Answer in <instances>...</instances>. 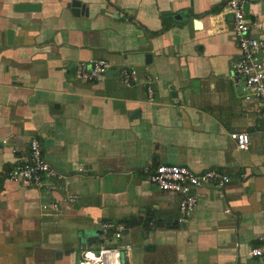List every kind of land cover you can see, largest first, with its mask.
<instances>
[{
  "label": "crops",
  "instance_id": "1",
  "mask_svg": "<svg viewBox=\"0 0 264 264\" xmlns=\"http://www.w3.org/2000/svg\"><path fill=\"white\" fill-rule=\"evenodd\" d=\"M225 1L0 0V264H75L81 250L112 244L105 223L123 225L125 264H264L249 256L264 239V109L245 112L230 80L239 55ZM26 4L38 8L15 10ZM244 9L264 39V0ZM97 59L113 74L74 80L77 64ZM122 68L137 71L134 85L121 84ZM233 132L249 135L247 151ZM33 139L65 185L2 179ZM158 165L216 169L230 182L223 196L195 190L180 223V197L140 173ZM47 203L57 211L43 214Z\"/></svg>",
  "mask_w": 264,
  "mask_h": 264
},
{
  "label": "built area",
  "instance_id": "2",
  "mask_svg": "<svg viewBox=\"0 0 264 264\" xmlns=\"http://www.w3.org/2000/svg\"><path fill=\"white\" fill-rule=\"evenodd\" d=\"M245 1L253 0L225 1V7L232 19L239 55L231 66L230 80L238 87L239 101L243 110L260 113L264 109V39L251 35V24L246 18L244 9ZM108 70L109 63L106 60H89L87 63L76 65L73 77L75 81L81 83H94L103 78ZM118 78L124 87H130L135 84L137 71L132 68H122L118 71ZM146 83L147 95L152 98L151 81L148 80ZM228 137L238 151L248 150L250 137L246 132H233ZM140 173L157 190L180 197L178 204V222L180 223H185L195 209L197 204L195 190L214 187L220 190V195L223 196L222 191L230 182L228 175L219 170L207 169L194 172L179 165L146 166ZM2 179L23 188L47 187L52 191L57 189L54 182L65 185L67 176L49 165L41 145L33 139L28 143V158L10 169ZM67 200L74 203L76 197L68 196ZM57 209L56 203L41 205V211L46 215L56 212ZM102 227L110 233L112 244L102 245L94 250L88 248L81 250L80 264H125V259L130 256L132 247L119 243L123 225L105 223ZM249 256L257 259L264 258V239L258 246L249 250Z\"/></svg>",
  "mask_w": 264,
  "mask_h": 264
},
{
  "label": "water",
  "instance_id": "3",
  "mask_svg": "<svg viewBox=\"0 0 264 264\" xmlns=\"http://www.w3.org/2000/svg\"><path fill=\"white\" fill-rule=\"evenodd\" d=\"M69 7L71 8V12L73 15L78 16L82 14V9L83 6L78 4V3H71L69 5ZM38 6L35 5H17L15 10L16 11H20V12H34L35 10H37ZM196 25L198 26V24L196 23ZM8 36H11V31H9ZM110 74H113V71H108ZM107 72V73H108ZM193 86H195V84H193ZM176 96V95H174ZM263 126H264V120H263ZM75 264H80V253H77L75 256Z\"/></svg>",
  "mask_w": 264,
  "mask_h": 264
},
{
  "label": "trees",
  "instance_id": "4",
  "mask_svg": "<svg viewBox=\"0 0 264 264\" xmlns=\"http://www.w3.org/2000/svg\"><path fill=\"white\" fill-rule=\"evenodd\" d=\"M162 32V30L161 31H158L157 33H155V34H160Z\"/></svg>",
  "mask_w": 264,
  "mask_h": 264
},
{
  "label": "rangeland",
  "instance_id": "5",
  "mask_svg": "<svg viewBox=\"0 0 264 264\" xmlns=\"http://www.w3.org/2000/svg\"><path fill=\"white\" fill-rule=\"evenodd\" d=\"M92 250H94V249H92Z\"/></svg>",
  "mask_w": 264,
  "mask_h": 264
}]
</instances>
